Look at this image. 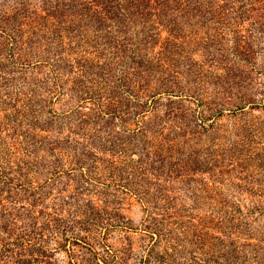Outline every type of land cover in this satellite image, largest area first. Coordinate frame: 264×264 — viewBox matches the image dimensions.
Instances as JSON below:
<instances>
[{"label":"rangeland","instance_id":"1","mask_svg":"<svg viewBox=\"0 0 264 264\" xmlns=\"http://www.w3.org/2000/svg\"><path fill=\"white\" fill-rule=\"evenodd\" d=\"M74 1L0 0L13 43L0 49V264H264V35L222 11L239 33L224 30L231 52L212 60L202 37L220 31L215 8ZM236 36L251 41L247 89L214 67L238 58ZM118 55L112 80L137 58L156 90L107 85ZM175 124L196 158L165 176L144 153ZM146 226L162 232L154 245Z\"/></svg>","mask_w":264,"mask_h":264},{"label":"trees","instance_id":"2","mask_svg":"<svg viewBox=\"0 0 264 264\" xmlns=\"http://www.w3.org/2000/svg\"><path fill=\"white\" fill-rule=\"evenodd\" d=\"M77 7H81V11H85L86 6H90L93 8V6H97L98 8L110 12L115 11L119 9L120 2L119 0H75L74 1ZM128 3L130 4H138L139 6H142L143 8H150L153 9L157 6H159L161 9H167L170 6L177 8V6H186L190 8L196 9L197 6L204 7V8H215L216 14L213 18H211L213 21V24L220 30L217 33H208L205 32L203 34L202 39L204 45V49L206 52V56L210 57L212 60L214 58L215 50L218 52V50H222V52H228L229 48L224 43L223 40V34L224 30H226L229 33H239L236 29L233 30V24L230 22L229 17L227 15H222V11H230L234 10L237 13V20H240L241 22L249 21L251 25V30H249L250 34H252L255 29L258 31L259 34L264 35V0H128ZM139 14V13H138ZM144 16V17H143ZM107 18L111 19L109 16H106ZM144 18V20H143ZM117 19L119 20V17L117 16ZM130 19V17H129ZM128 19V20H129ZM233 20V18H231ZM150 20V18L147 16L146 13H143L142 15V24H144L145 21ZM235 20V19H234ZM205 21V18H204ZM206 22V21H205ZM125 23V22H123ZM240 25V23H237ZM122 25V24H119ZM5 22L0 25V37H4L5 31ZM248 31V30H247ZM185 32H183L184 35ZM4 34V35H2ZM7 36V35H6ZM128 38V35L124 38V41ZM11 36L8 35V37H4V42H0V49L1 48H13V43L11 42ZM247 37L244 36H236L234 38L235 43H233V49L231 50L235 51L234 56L238 57L235 58V60L229 59L224 66H219L218 64H215V68L217 69H223L227 72V74H238L237 82L232 81L231 84H235L236 87H241L242 89H247L249 87V83H247L245 80H241L240 77L245 78L246 74L250 72L252 69V61H253V51L251 50V41L246 40ZM264 39V38H263ZM23 42V41H22ZM20 42V45H23V43ZM12 44V45H11ZM19 46V45H15ZM231 52V51H229ZM233 56V55H232ZM1 57V56H0ZM139 58V57H138ZM121 58H119V55L117 58L113 57L112 59H109L108 62H104L105 65V71L106 76L111 80L106 78L105 81L107 85L112 83L114 85V88H122V89H131L134 91L137 89L138 94L142 95L143 93H153L156 88L152 87V78L150 76V71L148 70V66L145 64H141V62L137 61V58H132V63L135 64L134 67L130 69L129 65L124 64L122 70H118L119 75L117 76L116 82L112 80L114 76L115 70L114 65L122 63ZM30 64V63H28ZM41 63H37L34 65H39ZM122 65V64H121ZM201 65V64H200ZM20 67H24V65L20 64ZM30 66V65H28ZM126 67H129L126 69ZM194 72L196 73L195 78H199L197 85L201 84V76H205L204 74V67L199 66L197 67ZM236 72V73H235ZM204 74V75H203ZM176 79V78H175ZM166 82V81H165ZM109 83V84H108ZM162 83V82H161ZM177 84V80L175 82H171ZM198 85V86H199ZM157 86V85H156ZM246 86V87H245ZM248 86V87H247ZM90 91V90H89ZM85 92V93H89ZM129 95V93H128ZM241 102L246 103L249 100V97L245 94V92L242 93ZM113 97V96H112ZM139 97V96H136ZM134 98V97H132ZM109 100H115L114 98H110ZM115 101H119L116 99ZM178 129H181V127L177 124L174 125V132L173 136H168V134L164 135L161 134V141L156 144L155 150H153L152 153H144V156L149 159L150 157V169L154 168L153 171L159 172L160 174L163 173V175H174L175 172H183V175H188L189 169L187 167V164L191 161L194 162L195 158L194 155L196 154L195 150H186L184 148L185 145L188 144L186 140L181 139L182 133L178 134ZM171 130V131H173ZM142 134V133H141ZM178 134V136H176ZM153 156V157H152ZM211 160L213 162H217L218 158L217 156H213V154H210ZM143 170V169H142ZM153 173V172H152ZM85 180H91L92 178L89 177V175H83ZM147 235L150 237L151 241H154L153 245L155 244V237L159 236L162 232H155L153 231V228L146 226ZM157 234V236H156ZM169 235V234H168ZM167 247H166V256L168 259L173 258L174 254H178L179 249H177L180 244H177L176 238H172L169 236L168 239H166ZM151 245L147 250V256L146 260L150 259L152 256V248L154 246ZM165 256V257H166ZM154 256L153 258H155ZM163 256L159 257V261H163ZM176 260H173L175 262ZM206 262V260H203ZM243 260H240L242 262ZM201 262V260H200ZM201 264V263H199Z\"/></svg>","mask_w":264,"mask_h":264}]
</instances>
